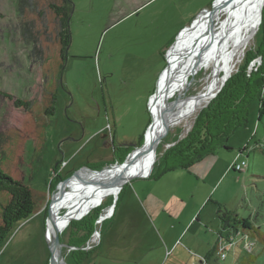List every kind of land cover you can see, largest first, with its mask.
<instances>
[{"label":"rangeland","instance_id":"1","mask_svg":"<svg viewBox=\"0 0 264 264\" xmlns=\"http://www.w3.org/2000/svg\"><path fill=\"white\" fill-rule=\"evenodd\" d=\"M48 1L38 0L40 8ZM213 1L153 0L136 9L119 0H70V41L63 58L59 42L53 41L52 18L46 28L49 35L36 32V39L27 41L19 0H0L3 168L32 186L40 198L38 212L18 223L0 247V264H49L45 232L51 184L80 166L101 170L115 164L114 145L132 151L144 142L152 118L148 102L166 66V51L182 28ZM26 17L35 20V30L45 28V16L28 10ZM259 31L260 26L245 57L256 53ZM41 49L43 53L38 52ZM253 61V68L262 64L257 54ZM204 75L202 71L186 81L188 94L202 87ZM261 92L264 97V88ZM19 98L33 102L31 109L17 105ZM249 105L247 123L233 131L229 148L203 157L190 170L132 180L121 190L113 213L99 222L114 204L113 196L106 197L91 211L99 209V214L81 247L75 242L85 233L77 223L90 214L71 221L61 234L68 263L192 264L197 255L213 250L212 264H249L251 255L256 256L251 264H264V114L259 117V100ZM196 116L187 131L180 124L164 134L155 165L190 131ZM243 160L244 170L232 168ZM230 163L232 170L226 175L223 169ZM131 194L161 195L169 199L168 208L158 214L144 212ZM219 206L259 227L258 232L248 230L247 238L241 233L233 236L235 243L228 246L225 259L217 255L216 247L230 229L223 226Z\"/></svg>","mask_w":264,"mask_h":264},{"label":"bare ground","instance_id":"2","mask_svg":"<svg viewBox=\"0 0 264 264\" xmlns=\"http://www.w3.org/2000/svg\"><path fill=\"white\" fill-rule=\"evenodd\" d=\"M263 8L264 0H228L182 34L176 53L170 51L168 55L171 70L167 74L169 81L165 87V98H161L159 103L160 111L158 107L153 109L157 125L153 132L149 131L146 135L143 148L149 146L153 135L159 134L165 127L170 131L183 124L184 131L188 130L196 114L214 98L245 57L259 29ZM208 24L209 31L204 34ZM200 37L202 39L198 43L206 46L204 50L199 54L179 55L183 51L181 47H190ZM172 55H176L174 60ZM202 71H205L200 80L202 87L188 94L190 88L185 85L186 81ZM164 80L163 75L160 87L164 88ZM160 143L142 154L141 150L134 151L123 163L112 164L99 171L86 170L69 178L55 191L52 201L53 219L58 232L62 234L71 221L81 219L101 206L106 197H115L119 193L120 181L130 179L139 171H148L155 161ZM112 213V208L107 207L99 222ZM45 234L47 241H50V230H46ZM98 235L96 232L95 237Z\"/></svg>","mask_w":264,"mask_h":264},{"label":"trees","instance_id":"3","mask_svg":"<svg viewBox=\"0 0 264 264\" xmlns=\"http://www.w3.org/2000/svg\"><path fill=\"white\" fill-rule=\"evenodd\" d=\"M69 3L70 0H51L48 1L45 8H40L38 0H19L18 9L20 14L23 15L22 23L25 39L27 41L29 39L35 40L36 32L38 34L40 31H44L46 35H49V30L46 28L49 27L48 23L52 18V21L56 23L54 25L55 37L53 41L59 42L61 56L65 58V50L70 41L68 18L71 6ZM28 10L40 18L45 16V28H42L43 30L41 27L35 30V20H27ZM259 24L260 42L256 53H249L245 57V61L238 71L233 73L226 81L209 105L198 113L190 131L170 147L157 161L149 178L158 179L169 172L175 171V169L187 170L193 164L202 160L203 157L214 154L219 148H229L227 145L229 137L238 127L246 125L249 104L256 99L259 100V117H262L264 114V97L261 92L264 88V8L262 22ZM39 51L41 53L43 49ZM256 54L262 58V64L249 71V65ZM16 104L31 109L33 102L19 98L16 100ZM46 112H50V108H47ZM141 144L142 142H140ZM114 146V158L121 163L130 152V147ZM244 149H247V147ZM4 157V149L0 145V247L5 244L11 235V230L18 223L38 212V204H40V198L32 186L25 183L23 179L13 177L5 171L3 168ZM66 177L57 178L51 184L52 190L55 189L58 182ZM218 212L224 223L223 226L230 229L228 236L238 232L249 234L248 230L259 231V227L255 226L248 217H239L230 211L223 212L221 206H219ZM98 214L99 209L89 216L87 215L88 217L85 216L86 218L80 221L79 224L77 223L78 229L85 233L75 242L77 247H81L91 236ZM207 257L211 258L212 253L208 254ZM255 258V255H251L248 263L251 264Z\"/></svg>","mask_w":264,"mask_h":264},{"label":"water","instance_id":"4","mask_svg":"<svg viewBox=\"0 0 264 264\" xmlns=\"http://www.w3.org/2000/svg\"><path fill=\"white\" fill-rule=\"evenodd\" d=\"M227 1L228 0H214L213 3H212V6L209 9H204L203 11H201L198 14V16L196 18H194V20L191 22V24H189V25L185 26L184 28H182V31H180L178 33V35L176 36V38L173 41V43L170 45V47L166 51V60H167L166 66L162 70L161 74L159 75L158 80H157V84H156L155 91L150 96L149 102H148L149 110H150V113H151V117L152 118H151V123L149 124V126H148V128H147V130L145 132L144 142L146 141V135L148 134V132L149 131H152L153 132L154 131V128L157 125L156 119H155V117L153 115V109L156 108V107H158V110L160 111L159 103L161 101V98H165V93H166V88L165 87L167 86V83L169 81V75H167V74L171 70L170 69L171 62L169 61L170 58L168 57L170 51H171L172 54L176 53L175 50H176V47H177V43H178L179 38L182 36V34L185 31H188V30L192 29L196 25V23L204 16V13L205 12H208L209 14H213L214 11L216 10V7L218 5H222L225 2H227ZM262 16H263V11H262V14H261V20H260L261 22H262ZM209 27L210 26L208 24V27H207L206 31L203 32L204 34H206L209 31ZM201 39H202V37H200V39L199 40H196L195 42L193 41L192 44H191V46L190 47H186L185 49H183V51L179 55H181V54L188 55L190 53L199 54L206 47L205 45H203V44L200 45L198 43V42L201 41ZM172 56H174V55H172ZM175 56H174V58H172L173 60L176 58ZM254 64H255V62L253 61L251 63V65H250V69L253 68ZM163 75L165 76V80H164V85L165 86H164V88L159 86L160 79H161V77ZM225 83H226V81L223 83V85L221 86L220 90L222 89V87L224 86ZM219 91H217V93L215 94V96L219 93ZM164 101H165V99H164ZM166 128H168V127L163 128V130L159 134L153 135V138L151 139L149 146H147L146 148H143V145L145 144L144 142L141 145H139V146H135L133 148V150L128 153V155L126 156V158L124 159L123 162H125L131 156V154L134 151H136V150H141L142 152L140 151V154H142V153H145V152H147L149 150H153L154 148H156L158 146V144L160 142H162L161 140H162L164 134L167 131ZM140 154H138V155H140ZM123 162H121V163H123ZM155 162L156 161H154L153 164L150 166V168H148V171H146V172L139 171L136 174H134V176H132L130 179H127V180H124V181H120L118 183L119 193L114 197V204L111 207L113 211L115 209L116 201L118 200L119 194L121 193V190L124 188V186L127 183H129L132 180H135L137 178H149L150 175H151V173L153 172V168L155 166ZM118 163L119 162H116L115 164H118ZM105 167H107V166H105ZM86 170L99 171V170H93V169H91L88 166H82V167L80 166V168L76 169L73 172V174H71L70 176H68L65 179L61 180L57 184L56 188L51 193V198H50V201L48 203V215H47V219H46V230H50V241H47L48 247H49L50 253H51L50 258H49V264H69L68 261L65 258L64 249H63V246H66V244H64L62 242V240H61V234L58 232V229L56 228V225H55V220L53 219L54 218V214L52 212V201H53L54 195L56 193L55 191H57L61 187V185H63L66 181H68L69 178H71L74 175L83 173ZM101 218H102V216L99 217V220Z\"/></svg>","mask_w":264,"mask_h":264},{"label":"crops","instance_id":"5","mask_svg":"<svg viewBox=\"0 0 264 264\" xmlns=\"http://www.w3.org/2000/svg\"><path fill=\"white\" fill-rule=\"evenodd\" d=\"M122 6H128L131 5L133 8H139L141 7V5H145L148 2H151L153 0H119ZM206 13V12H205ZM204 13V14H205ZM180 30V29H179ZM177 33V32H176ZM231 163L229 165H227L224 169L223 172L226 175H229L230 171L232 170L230 168ZM191 168V167H190ZM190 168L188 170H190ZM230 168V169H229ZM131 200H134L136 202V205L139 207V209H141L142 211H152L155 214H158L159 212H161L164 208V210H167L168 208V203H169V199H165L163 198V196L161 195H144L141 198H139L137 195L135 194H131L130 195ZM165 199V200H164ZM222 234V233H221ZM221 236V235H220ZM220 239H222V237H220ZM98 249V248H97ZM96 249V250H97ZM93 252V254L89 255L88 258L91 259V257H93L95 251ZM213 250H211L210 252L207 253L211 254Z\"/></svg>","mask_w":264,"mask_h":264},{"label":"built area","instance_id":"6","mask_svg":"<svg viewBox=\"0 0 264 264\" xmlns=\"http://www.w3.org/2000/svg\"><path fill=\"white\" fill-rule=\"evenodd\" d=\"M246 166H247V163L244 160L242 162L238 161V162H235V163L232 164V168L234 170H237V171H240L242 169L244 170V168ZM240 233L241 232H238V233H236L234 235H230V236H228V238H223L222 237L224 241L221 240L222 243L217 244V247H216V249H217L216 253L220 257V259H225L226 255H227V252H228L227 250L229 249V247H231V245L233 243H235L234 240H233L234 239L233 236H236L237 234H240ZM240 235L243 236V238H247L249 236V234H246V233H241ZM197 257H198V259H196L192 264H212L211 259L216 260V259L213 258V256L211 258H208L207 256L197 255ZM215 264H217V262Z\"/></svg>","mask_w":264,"mask_h":264},{"label":"flooded vegetation","instance_id":"7","mask_svg":"<svg viewBox=\"0 0 264 264\" xmlns=\"http://www.w3.org/2000/svg\"><path fill=\"white\" fill-rule=\"evenodd\" d=\"M112 138H113V137H112ZM112 138H111V139H112ZM111 143H114V141L112 140V142H111Z\"/></svg>","mask_w":264,"mask_h":264}]
</instances>
